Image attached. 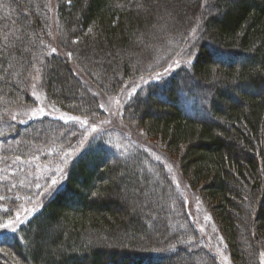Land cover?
Here are the masks:
<instances>
[{"label":"trees","instance_id":"16d2710c","mask_svg":"<svg viewBox=\"0 0 264 264\" xmlns=\"http://www.w3.org/2000/svg\"><path fill=\"white\" fill-rule=\"evenodd\" d=\"M184 1L188 19L169 29L150 17L163 0H0V165H12L0 169V221L35 209L0 232V264H219L186 197L233 264H261L264 0ZM147 53L159 59L142 67ZM154 74L118 107L123 130L75 154L81 121ZM35 83L59 117L15 115ZM70 154L51 189L14 169Z\"/></svg>","mask_w":264,"mask_h":264},{"label":"rangeland","instance_id":"374dc122","mask_svg":"<svg viewBox=\"0 0 264 264\" xmlns=\"http://www.w3.org/2000/svg\"><path fill=\"white\" fill-rule=\"evenodd\" d=\"M149 1L154 4V2L158 1V0H149ZM163 1L165 3H168V6L165 8H159L158 11H156V12H154L155 11L154 10L152 16H150L151 21L158 22L162 19L163 22L168 23L167 25H168L169 29L170 28L173 29V26L176 25V23H175L176 21H181L182 24H184L185 20H187L189 17V14H187V11L184 8L186 1H184V0L183 1L182 0H163ZM175 7H177L178 9ZM174 8H175V10H174ZM173 10H174V12H172ZM174 17H176V18H174ZM170 23H172V27H170ZM141 24H143V23L141 22ZM143 33L149 37L150 30H148V26H146V23L143 27ZM103 55L107 56V51H105L103 53ZM150 57L151 56L148 55V53H147V56L143 59L144 62H143L142 67L148 66L149 63L154 64V63H156V60L159 59V58H154V59L150 60L149 59ZM96 58H98V57H96ZM163 74L167 75V74H169V72L166 71V72H163L162 75ZM155 79H156V75L154 74L152 76L146 77L143 80H140V82L138 81V83H136V84H133L131 88L129 87V88L125 89L124 91H122V93L119 95V97H117L115 109L112 107L113 104H110V105L108 104V106H104L105 107V113H106V116L104 118H102V119L96 118V121H94V122L84 123V126H86V128H87V130H86L87 134L81 143L80 150H78L75 154L82 151L85 148V146H87L89 144H94V142H96V140H100L101 138H105V136L110 137L109 136L110 135L109 129L114 128V124H118V126H121L122 130H123V128L125 126L122 123H120V121H118V115H119V111H120L118 109V107L121 105V102L123 101V99H126L129 95H131V93L135 92V89L139 88L144 83H147L148 81L149 82L154 81ZM33 85L34 86H32V92H31L33 94V98H32L33 103L30 104L29 107L27 106L26 108L21 107V109H17L15 111V115H18L19 117H21V119H24V120L35 119L39 116H44V115H53L55 113H58L55 115H57L59 117L61 113L58 111V109L50 107L49 102L47 101V98H46L44 92H42L39 88H37L36 83ZM83 87L85 90H88V88H85V86H83ZM142 100L144 101V98ZM61 117H63L64 119L68 118L65 115H61ZM119 129L117 128V130H119ZM125 131H123V132H125ZM139 132L137 135H134V136H130V135L126 134L124 137L126 138V140H128L129 144L133 146V144L136 145L137 140L138 141L143 140V138L141 137L142 136L141 132H140V134H139ZM130 137H132V138L129 139ZM133 138H135V139H133ZM119 149L125 150L124 148L118 147L115 149V152L119 153V151H120ZM75 154L67 155V156L63 157L62 159H60L59 161H57L56 163L50 164V166L44 165V164H37V163H29L28 164V162L27 163L21 162L22 164L19 163L18 167H14V169H20L23 166L25 169V172L23 175H26V178L29 176L34 177V179H35L34 183L37 181L40 184L47 182L48 189H49L51 186H52L51 188L54 187L51 183L53 179H55L58 183V182H61V180L64 178L65 169L67 168L69 161H71L74 158ZM172 158H174V157L172 156ZM167 165L170 169H173V167L170 163H167ZM9 166L12 168V165H10V163L9 164L5 163V165H0V169H7ZM23 175H21L20 178H23ZM174 175L177 176L176 173H174ZM177 179H178V183L180 184V187H182L180 179L178 178V176H177ZM183 187L181 188V190H184ZM199 191H200L199 188H196L194 190V192L196 194L201 193ZM123 194H122V199L125 200L126 202H128V200L125 198L126 196ZM186 199L188 200V207H187L188 212H189L188 214L191 217L192 222L194 223L196 229L199 230L200 234L205 239L207 246L210 248L212 255L217 258V261L219 264H233L231 258L229 257V255L225 251L222 243H216V239L213 236V231H212V222L209 221L207 214L202 209V204L199 203L198 201L193 202L192 198H189V197H186ZM204 200L205 199H203V201ZM204 202L206 204H210V201H207V202L204 201ZM28 205H29V203L25 202V203L15 207L14 208L15 210L12 211V212H15L13 219L0 221V225H3V224L9 225L8 229L0 227V232L1 231L7 232V231L11 230L12 227H14V226L16 227L17 224H19V222L16 221L17 216H20V217L25 216V218H26L27 215L32 214L35 211V209H31V207H28ZM207 223H209V224L207 225ZM262 261H264V254L261 256V264H262Z\"/></svg>","mask_w":264,"mask_h":264},{"label":"snow or ice","instance_id":"6c2138e0","mask_svg":"<svg viewBox=\"0 0 264 264\" xmlns=\"http://www.w3.org/2000/svg\"><path fill=\"white\" fill-rule=\"evenodd\" d=\"M13 119H15V117H13ZM62 119H63V117H62ZM67 119L68 120H77L78 118L77 117H68ZM81 123H86V122L85 121H81ZM51 183H52L53 186H55L57 184V181L55 179H53ZM0 199H2V197H0ZM5 211H7V210H5ZM16 221L19 222V223H23L24 222L23 219L20 216L16 217ZM0 227L8 229L9 225L8 224H3V225H0ZM11 231L14 233L16 231V228L12 227ZM262 264H264V261H262Z\"/></svg>","mask_w":264,"mask_h":264}]
</instances>
